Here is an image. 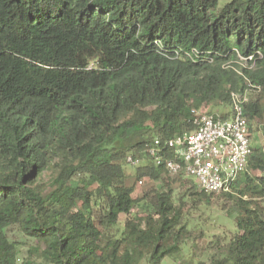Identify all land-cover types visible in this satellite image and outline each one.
<instances>
[{
	"label": "trees",
	"instance_id": "16d2710c",
	"mask_svg": "<svg viewBox=\"0 0 264 264\" xmlns=\"http://www.w3.org/2000/svg\"><path fill=\"white\" fill-rule=\"evenodd\" d=\"M217 1L0 0V264H17L13 227L42 264H159L176 250L171 192L133 214L127 156L148 158L136 180L163 181L153 139L189 131L192 108H229L232 91L249 89V131H264V0ZM251 149L226 264H264V211L242 206L264 197V145Z\"/></svg>",
	"mask_w": 264,
	"mask_h": 264
},
{
	"label": "rangeland",
	"instance_id": "374dc122",
	"mask_svg": "<svg viewBox=\"0 0 264 264\" xmlns=\"http://www.w3.org/2000/svg\"><path fill=\"white\" fill-rule=\"evenodd\" d=\"M230 0H218L216 10L222 8ZM210 109V108H209ZM229 108L215 106L213 112L220 114L228 111ZM253 131L250 136L252 146L264 145V131L252 123ZM139 163L129 165L125 162L123 170L125 172L124 183L133 186V197L142 198L134 207L132 213L143 215L148 210V199L152 190L160 192H171V199L175 208V218L177 221L176 231L180 233L176 239V250L168 256L163 257L159 264H226L228 247L234 236L239 233L235 224L239 209L237 206L238 194L233 189L232 196L225 194H214L208 199H203L193 179L185 174L167 175L164 180H152L142 177L136 180V167L145 164L148 158L145 154L137 157ZM251 175H258L257 171H251ZM176 176V177H175ZM46 179V176H43ZM244 202L258 203L264 211V197L250 199L248 196L242 197ZM252 206V204H250ZM125 215H120L118 228L122 229ZM8 237L18 246L17 264H42V245L32 238L25 237L15 227L8 230ZM174 239H170L167 245H171ZM139 264H147L142 260Z\"/></svg>",
	"mask_w": 264,
	"mask_h": 264
},
{
	"label": "built area",
	"instance_id": "2783aa9c",
	"mask_svg": "<svg viewBox=\"0 0 264 264\" xmlns=\"http://www.w3.org/2000/svg\"><path fill=\"white\" fill-rule=\"evenodd\" d=\"M248 90L232 91L231 105L223 115L192 108V128L174 137L154 138L146 154L172 175L190 176L207 193L230 191L237 176L246 170L252 150L244 108ZM166 151H171L173 157H165ZM126 162L136 165L139 159L129 155Z\"/></svg>",
	"mask_w": 264,
	"mask_h": 264
}]
</instances>
